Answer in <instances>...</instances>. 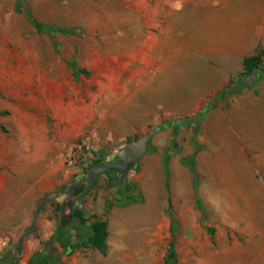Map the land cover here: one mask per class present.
<instances>
[{"label": "crops", "instance_id": "crops-1", "mask_svg": "<svg viewBox=\"0 0 264 264\" xmlns=\"http://www.w3.org/2000/svg\"><path fill=\"white\" fill-rule=\"evenodd\" d=\"M262 29L264 0H0V264L80 215L103 264H216L263 187L264 81L241 76Z\"/></svg>", "mask_w": 264, "mask_h": 264}, {"label": "rangeland", "instance_id": "rangeland-1", "mask_svg": "<svg viewBox=\"0 0 264 264\" xmlns=\"http://www.w3.org/2000/svg\"><path fill=\"white\" fill-rule=\"evenodd\" d=\"M256 41L257 46H264V29L256 31ZM262 66L264 67V63H262ZM223 78L227 79V76L224 75ZM261 178L263 187L247 191V203L242 208L244 214L243 225L247 228V235L239 236V234H234L233 231L229 230L227 232H219L217 237L219 240H224L222 236L227 234L229 247L226 250L222 248L221 252L214 257V260L217 261L216 264H264V174H261ZM48 218L51 217L48 216ZM32 225L34 226L35 224ZM28 240V237H22L21 246ZM47 241L48 239L43 241H40V238L36 239L38 247L40 243L41 245L45 243V245L49 246V244H46ZM14 243L11 251L15 264H27V258L31 253L16 249ZM50 256L60 262V264H103L102 254L90 247L80 248L70 256H65L62 254L58 244L52 243L50 244ZM6 264L8 263L6 262Z\"/></svg>", "mask_w": 264, "mask_h": 264}, {"label": "trees", "instance_id": "trees-1", "mask_svg": "<svg viewBox=\"0 0 264 264\" xmlns=\"http://www.w3.org/2000/svg\"><path fill=\"white\" fill-rule=\"evenodd\" d=\"M264 46L258 45L256 54L243 60V71L241 76H257L256 79L264 81ZM134 185L121 183L117 191L115 202L127 204L140 200L141 197L132 194ZM107 223L97 219L95 216L90 218L82 215L76 216L75 221L70 224H60L55 229L53 235L46 242L49 244L47 249L34 253L28 260V264H60L50 256V244L57 243L61 252L65 256H70L80 248H92L105 253L107 249Z\"/></svg>", "mask_w": 264, "mask_h": 264}, {"label": "built area", "instance_id": "built-area-1", "mask_svg": "<svg viewBox=\"0 0 264 264\" xmlns=\"http://www.w3.org/2000/svg\"><path fill=\"white\" fill-rule=\"evenodd\" d=\"M63 161L74 173L83 172L96 161V153L90 136L67 147L63 153Z\"/></svg>", "mask_w": 264, "mask_h": 264}, {"label": "clouds", "instance_id": "clouds-1", "mask_svg": "<svg viewBox=\"0 0 264 264\" xmlns=\"http://www.w3.org/2000/svg\"><path fill=\"white\" fill-rule=\"evenodd\" d=\"M176 7L179 9L181 7V5L179 3H177Z\"/></svg>", "mask_w": 264, "mask_h": 264}]
</instances>
